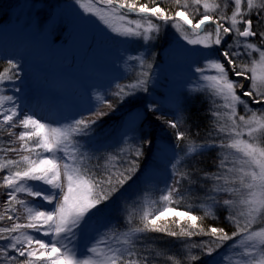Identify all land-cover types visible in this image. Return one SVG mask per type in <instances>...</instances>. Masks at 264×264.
<instances>
[{
  "label": "snow or ice",
  "instance_id": "snow-or-ice-1",
  "mask_svg": "<svg viewBox=\"0 0 264 264\" xmlns=\"http://www.w3.org/2000/svg\"><path fill=\"white\" fill-rule=\"evenodd\" d=\"M75 2L125 43L151 45L171 27L193 46L184 51L203 63L189 77L188 93L208 101L209 130L200 141L181 131L180 98L174 119L156 117L175 130L166 166L171 182L157 199L146 193L137 203L125 186L152 143L144 129L131 128L111 151L96 155L78 138L91 140L99 121L114 112L107 94H96L67 122L38 118L20 103V88L3 94L21 72L8 59L0 69V264H196L205 256L207 264H264V0H171V8L161 6L165 0ZM120 55L125 75L134 74L111 93L123 103L150 92L153 62L144 52ZM146 108L160 111L155 102ZM213 150L214 170L197 167ZM129 200L130 210L124 208ZM114 204L126 213L122 222L111 217ZM181 205L186 210L178 211ZM221 210L233 231L205 226L206 219L219 221ZM164 236L179 244L182 258L162 246Z\"/></svg>",
  "mask_w": 264,
  "mask_h": 264
}]
</instances>
